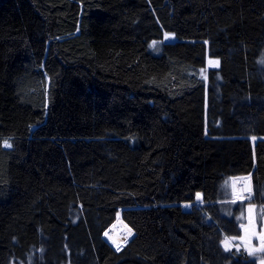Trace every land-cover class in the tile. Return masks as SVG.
<instances>
[{"label": "trees", "instance_id": "obj_1", "mask_svg": "<svg viewBox=\"0 0 264 264\" xmlns=\"http://www.w3.org/2000/svg\"><path fill=\"white\" fill-rule=\"evenodd\" d=\"M263 59L264 0H0V264H257Z\"/></svg>", "mask_w": 264, "mask_h": 264}, {"label": "rangeland", "instance_id": "obj_2", "mask_svg": "<svg viewBox=\"0 0 264 264\" xmlns=\"http://www.w3.org/2000/svg\"><path fill=\"white\" fill-rule=\"evenodd\" d=\"M164 40L167 42L169 41L172 42L175 40V38L172 35H168V38L167 39L164 38ZM158 54H160V51L158 52ZM262 61H264V59ZM209 62H208V68H216L218 66V64L216 63H209ZM256 141L257 140L254 139L253 143L255 144ZM248 178L251 181V188L254 187L253 186V176H249L247 178L234 179L231 181V184L229 183V187L231 188V191L233 192V196L234 198H236V200L245 199L242 201L250 202L249 198H243L242 195L237 190V189H241L240 186H243L242 187L243 189L244 185L243 184H241L240 186L236 185L237 180H242L244 184H248V181H247ZM251 193H252V190H251ZM254 198H255V195H253V199ZM203 204L204 202L202 200V196H200L199 199L196 196V200L193 205H203ZM193 205L185 204L184 207L186 209H190ZM121 212L122 210H119L117 214V220L110 226V228L103 235L104 239L116 251H121L130 242V240H132L133 237L135 236L134 231L129 226H127L126 223L123 221ZM114 224L115 226L112 227ZM241 224H243L240 227L241 236L238 238H231V239L226 240L229 244V249H235L238 253H247L250 256L257 258V264H264V241L260 239V236L264 235V207L255 208L252 205L247 206L245 213L241 216ZM129 229H131V234H129ZM225 243L223 245L224 247H225ZM118 244H119V249L117 248ZM15 263H18V262H15ZM18 264H21V263H18ZM66 264H70V263H66Z\"/></svg>", "mask_w": 264, "mask_h": 264}, {"label": "bare ground", "instance_id": "obj_3", "mask_svg": "<svg viewBox=\"0 0 264 264\" xmlns=\"http://www.w3.org/2000/svg\"><path fill=\"white\" fill-rule=\"evenodd\" d=\"M248 184H244L243 183V181L242 180H237V183H236V185H238V186H240L241 184H243L244 185V188L242 189V187L243 186H240V188L241 189H237L238 190V192L242 195V197H247L248 195L249 196H251L250 194H251V181L249 180V178H248ZM200 196H202L201 194H200ZM248 196V197H249ZM239 197V196H238ZM116 224V223H115ZM115 224L112 226V227H114L115 226ZM120 228V227H119ZM123 228V227H122ZM122 231V230H121ZM118 237H120V236H118ZM126 237V236H125ZM111 238V237H110ZM112 239V238H111ZM116 243V242H115ZM119 245V244H118Z\"/></svg>", "mask_w": 264, "mask_h": 264}, {"label": "snow or ice", "instance_id": "obj_4", "mask_svg": "<svg viewBox=\"0 0 264 264\" xmlns=\"http://www.w3.org/2000/svg\"><path fill=\"white\" fill-rule=\"evenodd\" d=\"M167 38H168V34H165V39H167ZM156 43H157V42L153 41V43H152L151 46H152V47H155V46H156ZM262 62H264V61H262ZM209 63H216V64H218L219 62H218V61H215V62L210 61ZM4 146H5V147H8V148H11V147H12V144L9 143L8 140H5V141H4ZM196 195H197V198L199 199V198H200V194L197 193ZM129 234H131V229H129ZM260 239H261L262 241H264V235H261V236H260ZM117 248L119 249V245H117ZM225 248H226V250L229 249V244H228L227 241H226V243H225Z\"/></svg>", "mask_w": 264, "mask_h": 264}]
</instances>
